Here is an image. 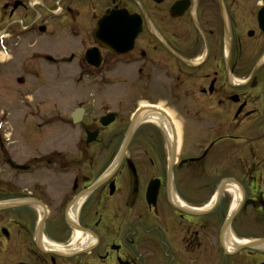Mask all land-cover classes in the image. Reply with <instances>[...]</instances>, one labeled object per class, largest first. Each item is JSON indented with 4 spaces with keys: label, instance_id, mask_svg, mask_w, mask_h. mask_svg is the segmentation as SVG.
I'll use <instances>...</instances> for the list:
<instances>
[{
    "label": "flooded vegetation",
    "instance_id": "obj_1",
    "mask_svg": "<svg viewBox=\"0 0 264 264\" xmlns=\"http://www.w3.org/2000/svg\"><path fill=\"white\" fill-rule=\"evenodd\" d=\"M60 2L49 13L73 22L65 32L78 44L61 57L71 75L94 82L95 97L108 83L125 93L116 109L103 105L114 114L106 127L101 115L84 121L83 101L72 109L84 133H98L89 143L56 137L64 147L45 149L50 123H36L20 161L14 140L0 139V264H264V0ZM38 6L3 2L13 22ZM105 14L118 49L131 37L127 50L95 40ZM41 17L38 30L54 32ZM143 100L173 137L139 122L121 158Z\"/></svg>",
    "mask_w": 264,
    "mask_h": 264
},
{
    "label": "rangeland",
    "instance_id": "obj_2",
    "mask_svg": "<svg viewBox=\"0 0 264 264\" xmlns=\"http://www.w3.org/2000/svg\"><path fill=\"white\" fill-rule=\"evenodd\" d=\"M4 1L0 0V36L4 35L0 37V139L11 137L17 145L16 158L20 161L28 159L33 147L25 146L26 140L31 137L25 135V131L32 134L36 123H50L42 125V131H45L40 140L42 146L49 150L52 147L62 149L64 144L56 140L57 137L68 138L72 147L75 139L84 137V125L69 121V115L77 103L81 100L87 107L89 114L84 121L88 122L105 114L104 104L111 110L116 109L125 88L111 87V83H108L102 87L106 94L98 98L95 97L98 88L94 82L74 79L71 74L74 73L75 64L69 65L61 59L78 44L74 37H68L65 32L72 29L73 22L65 12L55 16L49 13L55 7L54 0H44V6L33 10L18 8L14 17L19 20L17 22L8 17L3 8ZM7 1L13 3L15 0ZM67 3V0L60 2L64 11ZM79 4L83 7L86 5L84 2ZM37 14L42 16L48 29L55 31L40 32L38 25L42 22L35 23ZM8 27V32H5ZM46 56L53 57L55 62L48 61ZM18 78H23V81L18 82ZM140 102L147 103L145 100ZM169 115L174 116L172 113ZM58 122L64 127L63 135L57 134L59 129L55 123ZM108 132L101 136L108 137ZM2 167L0 164V179L4 176Z\"/></svg>",
    "mask_w": 264,
    "mask_h": 264
},
{
    "label": "water",
    "instance_id": "obj_3",
    "mask_svg": "<svg viewBox=\"0 0 264 264\" xmlns=\"http://www.w3.org/2000/svg\"><path fill=\"white\" fill-rule=\"evenodd\" d=\"M19 4H22L20 1H16L14 3V8H16ZM118 17V16H116ZM125 16L120 14V19H124ZM126 19V18H125ZM112 20V15H104L103 18H101V20L98 22L97 26H96V29L94 31V37H95V40L97 41L98 37L99 38H104V41L107 42L108 44V47L111 48V49H115L119 52H122L124 50H127L132 42V39L130 37V39H128L127 41V46L125 49H118L115 45H114V41L112 39V37H109L113 34L114 30L112 29L113 28V25H112V28H110V23L109 21ZM128 21H130V18H127ZM136 33H133V36L135 35ZM107 36V37H106ZM87 59H89V62L93 65H98V63L100 62V59L99 58H96L95 56V52L93 53L92 50H89L87 52ZM19 82H22V79H18ZM138 113H136L132 119V121L130 122L129 124V127H128V130H127V134H126V139H125V142H124V145H123V151H122V154L124 153L128 143H129V140L132 136V133H133V129H134V126H135V119H136V116H137ZM72 117L74 118L75 121H77L78 119H75V115H72ZM114 120V114H108L104 117L101 118V124L102 126H107L108 124H110L111 122H113ZM96 137V133H87V142H90L92 140H94Z\"/></svg>",
    "mask_w": 264,
    "mask_h": 264
},
{
    "label": "bare ground",
    "instance_id": "obj_4",
    "mask_svg": "<svg viewBox=\"0 0 264 264\" xmlns=\"http://www.w3.org/2000/svg\"><path fill=\"white\" fill-rule=\"evenodd\" d=\"M148 108L150 107L148 104H146L145 102L140 104V108ZM158 109H160L159 107H156ZM153 122L157 125H159L160 127H162L167 134H169L170 138H171V129L169 127V125H167L166 121L164 119H162L161 116L157 115L155 112H150V111H144L142 113H140L137 117L136 122ZM76 237L79 235L78 232L75 233ZM87 238H83V241H86Z\"/></svg>",
    "mask_w": 264,
    "mask_h": 264
}]
</instances>
